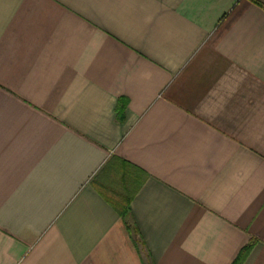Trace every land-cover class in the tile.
I'll use <instances>...</instances> for the list:
<instances>
[{
  "label": "crops",
  "instance_id": "1",
  "mask_svg": "<svg viewBox=\"0 0 264 264\" xmlns=\"http://www.w3.org/2000/svg\"><path fill=\"white\" fill-rule=\"evenodd\" d=\"M249 244L264 264V0H0V264Z\"/></svg>",
  "mask_w": 264,
  "mask_h": 264
},
{
  "label": "trees",
  "instance_id": "2",
  "mask_svg": "<svg viewBox=\"0 0 264 264\" xmlns=\"http://www.w3.org/2000/svg\"><path fill=\"white\" fill-rule=\"evenodd\" d=\"M127 216V213L124 212L121 214V217L125 218ZM252 244H249L247 247H245L241 253L239 254V256L237 257V259L233 262V264H239L242 259L245 257V255L247 254V252L250 250Z\"/></svg>",
  "mask_w": 264,
  "mask_h": 264
}]
</instances>
